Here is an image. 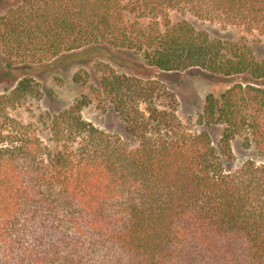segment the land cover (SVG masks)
I'll use <instances>...</instances> for the list:
<instances>
[{
  "label": "trees",
  "instance_id": "16d2710c",
  "mask_svg": "<svg viewBox=\"0 0 264 264\" xmlns=\"http://www.w3.org/2000/svg\"><path fill=\"white\" fill-rule=\"evenodd\" d=\"M171 10L264 37V0H21L0 16L7 69L104 45L143 52L163 72L240 78L197 117L223 126L217 147L179 118L161 80L109 66L93 94L135 147L83 118L87 96L41 116L47 146L10 115L29 80L0 94V264H264V164L224 165L236 137L264 156V57L244 38L171 22Z\"/></svg>",
  "mask_w": 264,
  "mask_h": 264
},
{
  "label": "rangeland",
  "instance_id": "374dc122",
  "mask_svg": "<svg viewBox=\"0 0 264 264\" xmlns=\"http://www.w3.org/2000/svg\"><path fill=\"white\" fill-rule=\"evenodd\" d=\"M19 1L21 0H0V16L7 8L16 5ZM169 18L173 23L182 19L186 20L198 32L206 31L212 39L228 42L244 38L257 59L264 57V37L257 32L246 33L237 27L224 28L219 23L202 21L190 13L182 14L177 10H171ZM148 21L146 19L143 23L146 25ZM105 66H109L118 74L125 73L143 79L152 77L161 80L177 100L179 118L184 122L191 120L193 132L208 131L214 146H218L223 126H200L196 120L209 94L219 97L240 78L214 75L199 68L163 72L151 67L143 52L96 45L61 54L49 62L19 64L7 69L0 47V94L13 89L22 79L29 80L30 91L25 102L11 110L10 115L21 123L30 125L31 131L47 146L53 144L50 131L42 122L41 116L44 113L50 115L59 113L78 99L87 96L92 103L83 109V118L108 134L120 137L131 147H135L137 141L127 133L125 123L113 105L106 102L103 107L95 100L92 88L99 85V76ZM78 74L82 76V79L76 81L75 77ZM262 84L264 87V81ZM231 148L232 160L224 158L227 171L236 170L247 160L264 164V156L260 155L254 146H244L243 137H236L232 141Z\"/></svg>",
  "mask_w": 264,
  "mask_h": 264
}]
</instances>
